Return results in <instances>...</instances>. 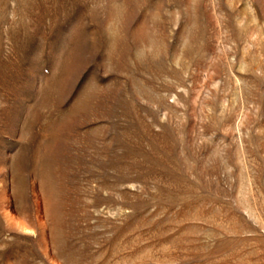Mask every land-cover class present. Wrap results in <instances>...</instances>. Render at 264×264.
Here are the masks:
<instances>
[{
    "label": "rangeland",
    "instance_id": "1",
    "mask_svg": "<svg viewBox=\"0 0 264 264\" xmlns=\"http://www.w3.org/2000/svg\"><path fill=\"white\" fill-rule=\"evenodd\" d=\"M0 264H264V0H0Z\"/></svg>",
    "mask_w": 264,
    "mask_h": 264
}]
</instances>
